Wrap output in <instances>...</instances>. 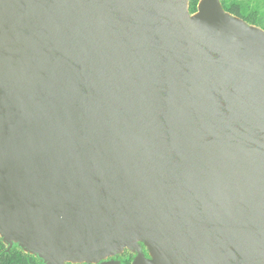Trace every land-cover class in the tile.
Returning <instances> with one entry per match:
<instances>
[{
    "label": "water",
    "instance_id": "1",
    "mask_svg": "<svg viewBox=\"0 0 264 264\" xmlns=\"http://www.w3.org/2000/svg\"><path fill=\"white\" fill-rule=\"evenodd\" d=\"M221 1L0 0L7 252L264 264V30Z\"/></svg>",
    "mask_w": 264,
    "mask_h": 264
},
{
    "label": "trees",
    "instance_id": "2",
    "mask_svg": "<svg viewBox=\"0 0 264 264\" xmlns=\"http://www.w3.org/2000/svg\"><path fill=\"white\" fill-rule=\"evenodd\" d=\"M200 0H188V10L192 15ZM223 10L250 26L264 30V0H222ZM130 258L121 264H129ZM0 264H43L37 257L23 253L16 245L9 252L0 238Z\"/></svg>",
    "mask_w": 264,
    "mask_h": 264
},
{
    "label": "flooded vegetation",
    "instance_id": "3",
    "mask_svg": "<svg viewBox=\"0 0 264 264\" xmlns=\"http://www.w3.org/2000/svg\"><path fill=\"white\" fill-rule=\"evenodd\" d=\"M141 252L143 253V255L146 258H149V255H148V253L146 252V250H145V248L143 246H141ZM135 256L136 255L134 253H131V252L127 251V250H124L121 254H119V255H117L115 257L107 258L106 260H104L102 262L113 261V262H118V264H121V262H122L121 258L124 257L125 259L130 258L131 260H130L129 264H131Z\"/></svg>",
    "mask_w": 264,
    "mask_h": 264
},
{
    "label": "rangeland",
    "instance_id": "4",
    "mask_svg": "<svg viewBox=\"0 0 264 264\" xmlns=\"http://www.w3.org/2000/svg\"><path fill=\"white\" fill-rule=\"evenodd\" d=\"M125 258L123 257V258H121V260H124Z\"/></svg>",
    "mask_w": 264,
    "mask_h": 264
}]
</instances>
